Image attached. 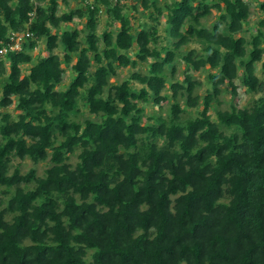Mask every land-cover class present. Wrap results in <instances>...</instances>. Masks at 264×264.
<instances>
[{
  "label": "trees",
  "instance_id": "1",
  "mask_svg": "<svg viewBox=\"0 0 264 264\" xmlns=\"http://www.w3.org/2000/svg\"><path fill=\"white\" fill-rule=\"evenodd\" d=\"M126 1L97 0L111 29L99 34V8L58 14L59 0H0V48L12 32L34 37L0 55V76L11 73L0 87V264H264V31L252 36L240 24L249 23L251 3L134 0V12L142 7L135 25ZM29 12L36 15L25 28ZM76 17L86 18L82 30L54 32ZM81 33L89 53L77 65L81 77L53 92L62 70L60 51L52 52L77 51ZM41 37L48 59L30 79L45 91L31 93L18 65L31 63L26 53ZM182 62L184 77L174 81ZM129 65V76L112 83ZM202 72L209 86L201 96ZM240 89L257 97L214 107L212 116L223 93L235 99ZM169 99L167 117L142 107ZM84 109L94 117L81 119ZM14 159L50 165L42 175L23 173Z\"/></svg>",
  "mask_w": 264,
  "mask_h": 264
},
{
  "label": "clouds",
  "instance_id": "2",
  "mask_svg": "<svg viewBox=\"0 0 264 264\" xmlns=\"http://www.w3.org/2000/svg\"><path fill=\"white\" fill-rule=\"evenodd\" d=\"M121 2H123V0H121ZM173 0H168L169 4H172ZM17 3V0H12V4L10 6H15V4ZM33 3H35V0H33ZM232 3L235 4L236 0H232ZM244 4H252L257 10L260 8V5L264 4V0H243ZM69 7H90L93 10L99 8L100 9V14L103 15L104 14V9L106 7V4H97V0H81L80 3L78 4H73L72 0H69ZM223 7V5H222ZM36 13L35 12H29L28 16H29V20L28 23L24 25L25 28H28L31 24H33L34 22V18H35ZM231 19V18H229ZM255 23L249 25L247 24L243 19H241L240 24L249 29V32L252 36L257 35L260 31H264V28H261V22L264 21V13H261L258 17H255ZM143 23V21H141ZM80 27H82V25H80ZM106 31H111V29L109 27L105 28ZM55 31V30H54ZM182 33L184 32V29H181ZM64 32V28L63 25L61 24V28H60V35L62 37ZM220 32L224 33V27L221 26L220 28ZM87 33H81V35L79 37H77V39L81 42L80 43V47L77 51L74 52H65L63 50V45H61L60 48V62H59V69L62 70L60 72V83L56 84L54 80L50 81V83H52L53 88L52 91L56 92L57 89L62 90L63 92H67L69 91V89L71 88L72 84L74 82H76L77 80L80 79L81 77V70H77V65H80V59H81V53L84 54V56L87 58L89 53L85 51V49L87 48V44L84 41L83 37L84 35H86ZM227 33H225L226 35ZM130 35V34H129ZM28 36L30 38H34L33 34L31 32L28 33ZM113 44L115 45V40L116 38L113 36ZM134 46L135 45V41H133ZM155 46L150 42L148 44V48L149 50L153 49ZM42 49H44V51H42ZM259 49L264 52V42H261L259 44ZM39 53V57L37 56V54ZM57 54V50H54L52 52V55H56ZM26 55L30 56L32 58L31 63H21L18 65L19 69H20V80L23 81L26 77L29 78V83H28V91L31 93H35L38 89L41 92H44L45 89L43 87V81H41L39 84L33 82L30 78L33 75V69L35 68H39L41 66V61H45L48 59V52H47V37H41V39L39 41H37V47L32 49L31 51L27 52ZM65 55L72 57L71 62H66L64 57ZM102 55V53H101ZM131 60H135V55H132L129 57ZM149 61H151V58L149 57ZM105 63H107V61H105ZM261 63H264V55L261 56ZM237 64H239V61H237ZM129 67L131 68V65H129ZM11 75L10 71L7 72L5 74V76L3 77V79H8V77ZM83 76L85 78L90 76V71H89V66L85 69H83ZM238 83V82H237ZM92 81L89 80L88 83H84L83 87L87 88L89 86H91ZM82 88L81 86L77 85L76 87V91L79 92L81 91ZM11 99L13 100H17L18 97L15 93L11 94ZM45 109H50L51 105L50 104H45L44 105ZM0 111H4L2 109H0ZM8 111H11V109H8ZM43 119V117H42ZM81 133H83L84 129L83 127H81L80 129ZM213 160H215V156L212 157ZM8 206L7 201H4L3 207L6 208ZM21 213L19 210H17L14 213H10L8 217H6V219H10L11 217H18L20 216Z\"/></svg>",
  "mask_w": 264,
  "mask_h": 264
},
{
  "label": "rangeland",
  "instance_id": "3",
  "mask_svg": "<svg viewBox=\"0 0 264 264\" xmlns=\"http://www.w3.org/2000/svg\"><path fill=\"white\" fill-rule=\"evenodd\" d=\"M166 1L168 2V0H166ZM59 2H60V4L58 6V14H61V13L65 12V11H67L68 9L77 8V7H69V0H59ZM80 2H81V0H72L73 4H78ZM140 2L141 1H139L137 3L139 11L138 12H134L133 11L134 0H127L126 1L127 14L130 15V13L134 12V14L136 15L137 19L135 21V25H137L138 20L142 18V16H141L142 7H141ZM81 8H84V7H81ZM251 9H252V14H251V16L249 18V23H248L249 25L255 23V19L254 18L258 17L261 14V12L259 10H257L252 4H251ZM145 14H146V16L144 18L147 19L148 18L147 17L148 16L147 11L145 12ZM165 15H166V10L164 11V14L160 18L159 31L161 33L167 27L166 16ZM216 15H218V13L214 11V13H213V15L211 17H209L207 20H203V21L205 22V24L209 25L211 22L214 21ZM74 21H75V23H73V24H71L69 26H65L64 24H62L63 28L72 27V28H78L79 30H82L84 28V25L86 24V18L85 17L82 18V19H79V18L76 17L74 19ZM106 23H107V15L105 13L103 15L100 14V20H99V23H98V26H97V32L99 34L105 28ZM80 25H82V27H80ZM54 32L60 33V30H55ZM184 48L185 49H189V46H185ZM42 51H44V49H42ZM57 51H59V49H57ZM37 55H39V53ZM150 63L151 62L149 61L147 64H150ZM6 64H8V63L6 62ZM184 65H185L184 62H182L180 65H178V71L176 73L174 81L183 79V77H184V73H183ZM257 66H258L257 73L259 75H261L262 74V66H261V64H258ZM131 68L128 67V68H123V69L119 70L117 76L112 78V80H111L112 83L121 82L125 78H127L129 76V74H130ZM137 69H139L141 71H145L146 70V66H145V64H141L139 67H137ZM7 72H8V70H7ZM3 77L4 76H0V87H2V85L5 82V79H3ZM197 77L199 79H201L202 86L199 89H197L196 92L199 93L202 96V95H204V93L206 91V88L209 86V83L206 80V72L199 73ZM166 93H168L167 90H166ZM256 97H257V95L248 94V93H246L244 91V89H240L239 90L238 95L236 96L235 99L232 98L231 94L223 93L220 96V101H221L220 104L219 105H214L213 109L210 111V113L212 114V116H214V113H215L214 107H216L218 109L225 110V109H229L232 103H234L238 107L246 106V105L250 104ZM169 100H170V102L169 101L162 102L161 106L150 105V104H142V107L146 108V112L148 114L156 113V115L162 114L163 116L167 117L168 116V109L170 107V103H171L172 99H169ZM14 106L15 105H12L11 107H9V109L14 110ZM195 113H196V111L192 110V115H195ZM185 116H187V114L183 115V118H185ZM86 117L93 118L94 116L91 115L90 113H88L84 109V115L81 117V119L82 118H86ZM75 161H76V157H73L72 158V162L74 163ZM18 164L20 165L21 170H22L23 173L29 171L32 168H36L38 175H42L43 172L45 171V169L50 165L48 160L45 161V162H41L39 164H34L30 159H24V160L14 159L13 165L15 166V165H18ZM0 196H1V194H0Z\"/></svg>",
  "mask_w": 264,
  "mask_h": 264
},
{
  "label": "built area",
  "instance_id": "4",
  "mask_svg": "<svg viewBox=\"0 0 264 264\" xmlns=\"http://www.w3.org/2000/svg\"><path fill=\"white\" fill-rule=\"evenodd\" d=\"M28 33V31L22 33L12 32L8 44L0 48V55H5L9 50L14 51L20 49L23 41L29 37Z\"/></svg>",
  "mask_w": 264,
  "mask_h": 264
}]
</instances>
